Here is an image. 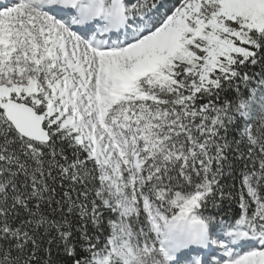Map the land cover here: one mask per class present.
I'll list each match as a JSON object with an SVG mask.
<instances>
[{"label":"snow or ice","instance_id":"1","mask_svg":"<svg viewBox=\"0 0 264 264\" xmlns=\"http://www.w3.org/2000/svg\"><path fill=\"white\" fill-rule=\"evenodd\" d=\"M0 264H264V0H0Z\"/></svg>","mask_w":264,"mask_h":264},{"label":"trees","instance_id":"2","mask_svg":"<svg viewBox=\"0 0 264 264\" xmlns=\"http://www.w3.org/2000/svg\"><path fill=\"white\" fill-rule=\"evenodd\" d=\"M234 182L236 183V185L238 187L239 186V180H238V178ZM229 183H233V181H229Z\"/></svg>","mask_w":264,"mask_h":264}]
</instances>
